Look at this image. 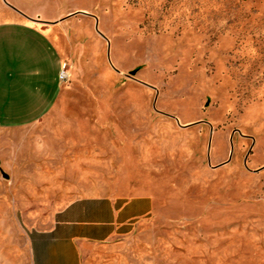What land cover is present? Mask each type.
Wrapping results in <instances>:
<instances>
[{"label": "rangeland", "instance_id": "obj_1", "mask_svg": "<svg viewBox=\"0 0 264 264\" xmlns=\"http://www.w3.org/2000/svg\"><path fill=\"white\" fill-rule=\"evenodd\" d=\"M139 196L81 264H264V0H0V264Z\"/></svg>", "mask_w": 264, "mask_h": 264}, {"label": "crops", "instance_id": "obj_2", "mask_svg": "<svg viewBox=\"0 0 264 264\" xmlns=\"http://www.w3.org/2000/svg\"><path fill=\"white\" fill-rule=\"evenodd\" d=\"M149 211L150 200L144 196L126 202L110 198L75 201L56 214L53 228L45 233L53 247L47 246L45 255L39 252L36 264H81V243L108 239Z\"/></svg>", "mask_w": 264, "mask_h": 264}, {"label": "built area", "instance_id": "obj_3", "mask_svg": "<svg viewBox=\"0 0 264 264\" xmlns=\"http://www.w3.org/2000/svg\"><path fill=\"white\" fill-rule=\"evenodd\" d=\"M69 72L67 71V69L64 67L59 74V80L60 82H66L69 79Z\"/></svg>", "mask_w": 264, "mask_h": 264}, {"label": "water", "instance_id": "obj_4", "mask_svg": "<svg viewBox=\"0 0 264 264\" xmlns=\"http://www.w3.org/2000/svg\"><path fill=\"white\" fill-rule=\"evenodd\" d=\"M133 74H135V72H133ZM2 172H3V174H4L5 177H9V176L7 175V173H5V172L3 171V169H2Z\"/></svg>", "mask_w": 264, "mask_h": 264}]
</instances>
